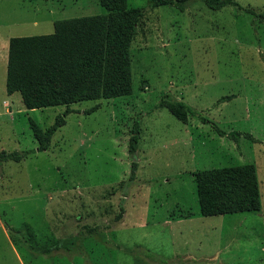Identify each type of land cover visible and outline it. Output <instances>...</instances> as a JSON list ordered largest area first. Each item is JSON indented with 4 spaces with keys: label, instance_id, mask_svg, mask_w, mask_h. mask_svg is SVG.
Returning a JSON list of instances; mask_svg holds the SVG:
<instances>
[{
    "label": "rangeland",
    "instance_id": "obj_1",
    "mask_svg": "<svg viewBox=\"0 0 264 264\" xmlns=\"http://www.w3.org/2000/svg\"><path fill=\"white\" fill-rule=\"evenodd\" d=\"M234 1L264 13V0ZM127 5L144 10L131 93L70 105L39 152L30 121L46 129L66 108L27 110L7 95L8 41L104 9L98 0H0V153H28L0 161V264H150L144 252L159 264H264V21L202 0ZM165 96L195 116L179 121L158 107ZM243 164L255 167L260 210L202 217L193 173ZM52 241L60 248L41 253Z\"/></svg>",
    "mask_w": 264,
    "mask_h": 264
},
{
    "label": "trees",
    "instance_id": "obj_2",
    "mask_svg": "<svg viewBox=\"0 0 264 264\" xmlns=\"http://www.w3.org/2000/svg\"><path fill=\"white\" fill-rule=\"evenodd\" d=\"M104 13L83 16L53 23L47 35L12 37L8 41L5 90L7 95L18 93L27 110L64 106V114L57 115L53 124L41 129L30 121L37 142V151L49 147L54 132L65 124L63 115L69 106L84 101L112 99L131 93L130 46L143 17V8L129 7L127 0H98ZM186 0H147L151 8L178 5ZM216 11L226 6L252 14L264 21V13L256 14L234 0H202ZM158 107L165 108L181 122L195 116L182 101L165 96ZM94 109L88 110L90 113ZM139 126L135 121L128 139V153L134 156ZM220 135H224L220 133ZM229 135L239 137L232 132ZM249 138L250 135L245 134ZM28 153H0V161L19 162ZM137 168L131 163L130 180ZM195 192L202 217L233 213H256L260 210V196L253 164L197 171L193 173ZM119 217V216H117ZM91 231L88 227H84ZM60 242L52 241L40 252L48 254L59 249ZM146 253V254H145ZM150 264H159L155 255L143 253Z\"/></svg>",
    "mask_w": 264,
    "mask_h": 264
}]
</instances>
